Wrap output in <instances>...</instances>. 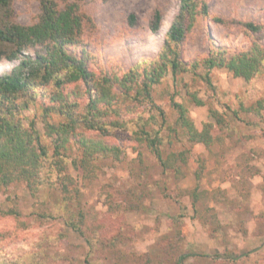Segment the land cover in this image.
Wrapping results in <instances>:
<instances>
[{
  "label": "rangeland",
  "instance_id": "obj_1",
  "mask_svg": "<svg viewBox=\"0 0 264 264\" xmlns=\"http://www.w3.org/2000/svg\"><path fill=\"white\" fill-rule=\"evenodd\" d=\"M55 1L60 7L76 5L82 27L68 51L86 58L97 77H120L139 62L156 59L181 4V0ZM204 2L207 16L184 21V37L176 47L181 62L206 57L211 47L235 52L253 41L264 46V33L253 35L239 24L264 25V0ZM12 7L11 17L20 24H31L40 15L38 0H12ZM155 10L161 13V26L152 31ZM48 49L37 44L23 49L19 58H3L0 73ZM181 76L173 81L170 73L165 74L152 87V104L144 101L124 115L137 119L140 114L143 121L153 116L150 124L160 128L163 158L186 153V162H177L180 171L164 169L146 144L134 138L137 120L129 121L127 129L106 132L107 141L125 149L123 161L102 159L85 173L70 162L79 150H67L64 166L71 176L67 208L55 176L37 196L22 181L0 185V210L15 208L21 213L0 215V264H144L148 259L150 264H264V110L258 117L241 108L264 96V69L250 81L223 68L211 70V84L192 73ZM52 89V84L35 89L37 101L47 100ZM80 89L71 98L82 107L88 94L83 84ZM171 98L187 108L198 129L214 121L212 111L222 113L225 124L213 126L214 142L206 147L187 141L175 126ZM233 111H238L237 118ZM34 113L33 107L26 111L31 117ZM37 127L42 132L41 119ZM66 209L82 234L65 222Z\"/></svg>",
  "mask_w": 264,
  "mask_h": 264
},
{
  "label": "trees",
  "instance_id": "obj_2",
  "mask_svg": "<svg viewBox=\"0 0 264 264\" xmlns=\"http://www.w3.org/2000/svg\"><path fill=\"white\" fill-rule=\"evenodd\" d=\"M38 3L40 15L37 21L25 25L13 21L12 0H0V60L19 58L23 49L37 44H45L49 48L46 54L24 57L10 70L0 73V185L7 187L14 181H22L30 194L37 196L55 176L63 194L64 208L69 206L71 199V176L64 166L67 150H79V155L70 162L75 169L85 173L92 172L97 161L102 159L123 161L125 149L107 141L105 135L112 128L127 129L131 120H137V128L132 131L134 138L146 144L164 169L173 167L176 172L180 171L177 162H186V153L172 152L163 158L160 128L155 129L150 124L153 116L145 121L140 114L137 119L124 116L144 101L152 104V87L165 74L170 73L172 80L176 81L178 78L182 80V74L192 73L211 84L210 72L215 68L226 69L245 81L258 77L264 69V46L256 41L247 49L235 52L211 47L206 57L190 63L181 62L176 47L184 37L187 26L184 27V21L192 23L196 15H208L204 0H181L179 12L166 30L156 59L139 62L120 77L117 74L97 77L89 69L86 58L76 57L68 51V47L77 42L82 27L76 5L65 3L60 7L55 0H38ZM130 19L133 21L134 16L130 15ZM218 21L224 22L219 18ZM239 24L253 35L264 33V25L253 22ZM149 26L152 31L160 28L159 10L153 12ZM48 84H52L53 89L47 100L37 101L35 89ZM82 84L88 96L84 106L79 107L78 101L71 97L73 93L81 92ZM114 86L118 91L113 89ZM191 96L201 104L198 97ZM170 101L177 112L175 126L188 142L206 147L214 142L213 126L225 124L222 113L212 111L214 121L204 122L198 129L187 108L173 98ZM31 107L35 110L32 117L26 114ZM241 108L260 117L264 110V96L248 107L241 104ZM232 113L236 118L239 116L238 111ZM38 119H41L42 132L37 127ZM86 131L94 135H87ZM66 214L67 225L82 234L73 213L66 209ZM0 215L17 217L21 213L10 208L0 210ZM144 264H150V259Z\"/></svg>",
  "mask_w": 264,
  "mask_h": 264
}]
</instances>
